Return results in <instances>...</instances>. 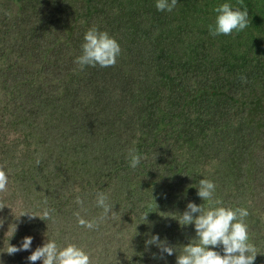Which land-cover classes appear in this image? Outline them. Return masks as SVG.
<instances>
[{"label":"trees","instance_id":"1","mask_svg":"<svg viewBox=\"0 0 264 264\" xmlns=\"http://www.w3.org/2000/svg\"><path fill=\"white\" fill-rule=\"evenodd\" d=\"M225 2L247 9L248 27L213 37ZM155 5L0 0V264H33L27 257L46 239L78 245L91 264H176L196 238L179 213L207 206L203 178L224 206L248 210L254 264H264V0ZM93 25L119 43L115 66L74 62ZM153 235L177 252L146 245ZM26 236L30 250L9 255Z\"/></svg>","mask_w":264,"mask_h":264},{"label":"clouds","instance_id":"2","mask_svg":"<svg viewBox=\"0 0 264 264\" xmlns=\"http://www.w3.org/2000/svg\"><path fill=\"white\" fill-rule=\"evenodd\" d=\"M242 2V0H241ZM177 5V0H156L158 11L171 12ZM216 13L214 24H210L209 34L213 37L218 35H231L233 32L243 31L248 27V11L246 8L234 7L230 3H223L215 7ZM84 42L81 45V55L74 61L83 69L85 66L101 68L115 66L117 58L121 54V48L117 40L108 32L99 30L95 25L90 27L84 34ZM129 166L135 169L141 156L135 148L128 151ZM8 176L0 169V192L7 190ZM215 184L208 179L198 181L197 195L207 202L197 205L189 202L186 210L180 214L178 220L181 226L194 225L196 238L182 247V251L176 256V264H254L256 251L249 241L248 225L245 223L249 212L246 208H231L223 205L220 199L214 198ZM107 197L103 193L97 195V206L102 207L107 216L111 207L106 203ZM31 213L24 212L20 216ZM40 217V216H39ZM147 214L144 219L146 220ZM42 220L49 217V212L44 211ZM78 223L89 229L97 227L95 221H86L79 217ZM33 238L26 236L19 247L10 245L9 255L20 251L30 250ZM155 244L162 253L173 255L176 248L169 246L166 241H161L158 235H153L146 241V245ZM221 252L213 249L220 248ZM31 262L42 260L43 264H91L90 255L76 244L68 243L58 246L54 240H47L43 246L37 247L27 257Z\"/></svg>","mask_w":264,"mask_h":264}]
</instances>
